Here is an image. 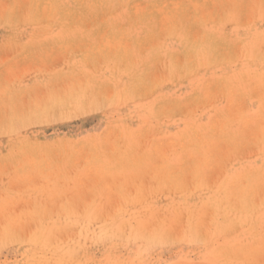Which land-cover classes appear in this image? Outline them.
I'll return each mask as SVG.
<instances>
[{
    "label": "rangeland",
    "instance_id": "rangeland-1",
    "mask_svg": "<svg viewBox=\"0 0 264 264\" xmlns=\"http://www.w3.org/2000/svg\"><path fill=\"white\" fill-rule=\"evenodd\" d=\"M192 1L48 0L47 8L43 0H14V2L0 0V12H4L0 13V89H2L0 96L5 98L2 100L0 97V159H2L0 160V194L2 195H0V209H2L0 230L4 226L3 229L9 231L4 240L0 239V264H132L130 259L137 252L135 244L121 241L124 236H119L115 232L114 235L112 233L109 235L111 241L108 244L105 232L98 228L100 223H92L83 237H75L73 234L74 237L72 236L70 241L69 235L55 236L59 226L75 228L79 218L77 216L81 215L79 213L84 209V211H96L97 216L102 217V212L118 210V207L122 212L132 213L136 217L152 214L154 220L148 221L147 229L154 227L157 218L164 215L172 218L166 221L168 229L178 228L179 223L183 224L187 220L188 214L198 210L193 214L198 217L194 220L198 229L202 232L211 229L213 241L211 246L206 248L199 242L189 244L169 240L163 241V244L149 245L151 249L146 257L151 261L159 260L163 264H169V260L182 259L183 263L179 264H194L210 258L216 263L218 261L217 264H264V245L262 246V243L264 244V143L257 144L262 133L255 131L256 127L260 129L259 118L264 112V0ZM243 1L247 9L244 8ZM40 2L42 6L38 11L43 21L40 19L42 22L33 25L24 21L26 14L34 11ZM235 2L236 4H233ZM222 3L226 5L223 6ZM247 5H250V8ZM219 6L220 8L222 6L221 11ZM208 8L211 10L209 14L211 16L208 15L210 13ZM243 8L244 11L249 12V15L246 11H242ZM213 10L215 16L212 15ZM200 12L203 13L204 20L202 14L199 15ZM213 16L216 17L214 20ZM189 17L197 21L191 19L189 21ZM246 18L250 19V22L246 21ZM241 20L245 24H242ZM32 21H35L33 17ZM199 30L201 31L198 32ZM203 38L214 41L215 54L210 50L208 54L205 51H198L197 44ZM222 45L223 48H220L219 46ZM233 48L236 53L233 52ZM161 51L169 54L167 58L165 57V64ZM176 57H179V60ZM167 59L174 65L171 74L165 68ZM61 71L63 74L60 73ZM51 74L53 77L49 76ZM56 74L57 79L54 78ZM58 74L63 79L58 77ZM50 78L53 79L52 82L48 81L51 80ZM207 80H209L208 84ZM9 81L10 91L5 84ZM50 83L54 84L53 87ZM3 84L7 86L6 89H3ZM50 86L54 91L58 88L62 98L68 95L81 96L84 101L75 108L72 104L61 105V97L57 92H52ZM40 87L43 93L39 90ZM16 88L17 92L14 90ZM210 91L212 93H209ZM228 92H231V98ZM253 92L256 97L251 96ZM34 93H37V101L40 100L39 93L43 94L40 95L44 98V100L41 98L42 104L39 102L37 104L36 101L34 105V95H36ZM109 94L114 95L110 101L106 97ZM46 100L50 109L45 111L47 114L42 111ZM227 102H231L229 107ZM244 103L246 104L243 108ZM10 105L13 106L12 110ZM15 105L16 109H14ZM38 105L43 106L39 109ZM236 106L240 109L235 108ZM53 107H56L57 112H54ZM20 113V117L17 116ZM30 113L32 117H29ZM23 114H26V117ZM13 116L14 119L11 118ZM20 118L27 123L24 121L22 124ZM209 120L216 122L214 124L210 121L214 124L210 126L207 125ZM212 126L217 128L213 127V130ZM241 126L243 131L239 128ZM248 130L260 135L257 136L256 133L251 138ZM172 138L175 143L171 142ZM254 138L256 139L251 140ZM160 141L166 148L163 146L161 149ZM159 148L160 151H164L163 154L162 151L159 152ZM88 149L94 150L92 153L94 158L97 157L95 160ZM221 152L225 156H222ZM82 154L85 156L83 157ZM87 155H91V159ZM215 157L220 159L216 158V160ZM4 160L8 162L4 163ZM81 161L84 162L83 166ZM188 162L192 165L189 164V168L191 166L192 169H185L188 168L186 166ZM163 163L174 171L175 177L165 179L161 176L164 171ZM219 165L222 167L219 168ZM87 169L89 172L86 174ZM214 169H220L218 173L221 174H216L218 170ZM185 170H192L193 173L188 172V175ZM208 173L211 177L214 174L213 178L209 179ZM89 174H92L93 179L91 175L88 178ZM222 177L228 187L224 192L217 193L216 188ZM94 179V184L98 183L97 187L93 184ZM25 185L27 188L24 187ZM186 187H192V190L189 188L187 192ZM19 188L22 190L20 191ZM77 191L79 192L76 193ZM93 193H96V196ZM115 193L119 196L123 207L117 205L116 200L119 198L116 199ZM111 195L115 197L114 200ZM111 200L116 201L113 202L115 206ZM81 201H84V205L88 204L87 209L82 203L83 206L79 205L80 209L78 208ZM55 202L59 203L55 204ZM227 205L233 209V212L228 213L227 220H224ZM15 206L16 210H21L17 211L20 212L19 214H28L25 215L26 220L16 213ZM26 208V211L30 209L32 214L24 211ZM206 209L215 211L213 218V211L209 210L212 213L208 215ZM62 211L71 214L60 215L58 212ZM4 217L8 222H4ZM18 222L21 223L22 230ZM100 222L105 223L102 219ZM35 224L49 225L48 230L54 232L48 236V247L40 243L34 246L30 242L36 239L30 238L37 229ZM233 226H236V229ZM234 229L237 231L235 232ZM19 235H22L21 238L27 236L26 239L24 238L25 241L18 240ZM217 246L219 248L216 249ZM228 250L233 256L230 252L225 253ZM55 251L60 252V260H57ZM65 251L68 253L66 254ZM244 256L245 259L249 258V261L246 262L242 258ZM223 258L224 262H222Z\"/></svg>",
    "mask_w": 264,
    "mask_h": 264
},
{
    "label": "bare ground",
    "instance_id": "bare-ground-1",
    "mask_svg": "<svg viewBox=\"0 0 264 264\" xmlns=\"http://www.w3.org/2000/svg\"><path fill=\"white\" fill-rule=\"evenodd\" d=\"M39 1H41V0H39ZM194 1V0H193ZM192 1V2H193ZM222 2H223V0H221ZM229 1H231V0H229ZM10 2V1H9ZM13 2H14V0H13ZM43 2H44V4L46 5V7L48 8V0H43ZM200 2H202V1H200ZM205 2V1H204ZM208 2V1H207ZM217 2H218V0H217ZM234 2V1H233ZM236 2H237V0H236ZM236 2L235 3H233V4H236ZM215 3H216V1H215ZM220 3V2H219ZM226 3V2H225ZM239 3H241V2H239ZM243 4H244V1L242 2ZM241 3V4H242ZM31 4H33V3H31ZM43 4V3H42ZM222 4H224V3H222ZM229 4V3H228ZM242 4V5H243ZM7 5H9V4H7ZM206 5V4H205ZM208 5H209V3H208ZM215 5V4H214ZM226 4H224L223 6H225ZM251 5V4H250ZM250 5H247L248 7L250 6ZM41 2L39 3V5H36V9H34V11H32V12H30V13H27L26 14V16L23 18V20L24 21H26V22H30V23H32V25H33V23H38L39 21H41L42 19L39 17V14H40V12L38 11L40 8H41ZM229 6H230V4H229ZM241 6V5H240ZM5 7V6H4ZM4 7H2V9L4 8ZM45 7V8H46ZM210 9H211V7H210V5L208 6ZM214 7V6H213ZM12 8V7H11ZM46 8V9H47ZM208 8V11L210 10ZM218 8V7H217ZM217 8H216V10H217ZM238 8H239V5H238ZM244 8H246L247 9V7H246V5L244 4ZM244 8H243V10L242 11H244ZM250 8V7H249ZM8 9V8H7ZM26 9V8H25ZM220 9H222V6H221V8H220V6H219V11H221ZM225 9H226V7H225ZM4 10H5V8H4ZM18 10H20V9H18ZM204 10V9H203ZM240 10H241V8H240ZM253 10H255V9H253ZM194 11V10H193ZM206 11V10H205ZM246 12H247V10H245ZM244 11V12H245ZM19 12V11H18ZM190 12V11H189ZM203 12V11H202ZM210 13H208V15L209 14H211V10L209 11ZM213 14L212 15H214L215 16V11L213 10ZM0 13H4V12H0ZM16 13V12H15ZM193 13V12H192ZM219 13H221V12H219ZM35 14V15H34ZM45 14H46V12H45ZM44 14V15H45ZM47 14H49L48 13V10H47ZM194 14V13H193ZM196 14V13H195ZM202 14V15H201ZM206 14V13H205ZM247 14L249 15V12H247ZM253 14H254V12H253ZM16 15H18V14H16ZM34 15V16H33ZM44 15L42 16V17H44ZM184 15V14H183ZM189 15H190V13H189ZM199 15H201V16H203V13H199ZM207 15V16H208ZM244 15V14H243ZM185 16V15H184ZM193 16V15H192ZM209 16H211V15H209ZM213 16V17H214ZM220 16V15H219ZM245 16V15H244ZM16 17V16H15ZM18 18H19V16H17ZM32 17H33V20H35V21H32ZM218 17V16H217ZM221 17V16H220ZM255 17V16H254ZM192 18H194V16L192 17ZM192 18H188L189 19V21H190V19L192 20V21H195L194 19H192ZM211 18V17H210ZM210 18H208L207 20L209 21V19ZM216 17H214L213 18V20L215 19ZM247 18H248V16H247ZM246 18V21L247 20H249L248 22H250V19H247ZM15 19V18H14ZM13 19V20H14ZM20 19V18H19ZM41 19V20H40ZM205 19V17L203 16V20ZM243 20H244V18H243ZM243 20H241V22L243 21ZM11 21H12V19H11ZM43 21V20H42ZM41 21V22H42ZM47 21V23H48V20H46ZM197 21V20H196ZM14 22H15V20H14ZM17 22V21H16ZM52 22V21H51ZM17 23H19V22H17ZM44 23V22H43ZM182 23V22H181ZM21 24V23H20ZM242 24H245V22L243 21V23ZM13 25V24H12ZM19 25V24H18ZM190 25V24H189ZM188 25V26H189ZM193 25V24H192ZM228 26V25H227ZM196 27V26H195ZM7 28V27H6ZM18 28V27H17ZM199 29V28H198ZM197 29V30H198ZM18 30V29H17ZM47 30V29H46ZM196 30V31H197ZM13 31V30H12ZM14 31H16V29L14 30ZM195 31V30H194ZM201 30H199L198 32H200ZM2 32H4L3 30H2ZM8 33V32H7ZM196 33V32H195ZM194 33V34H195ZM199 34V33H198ZM204 34V33H203ZM195 36V35H194ZM193 39H195V38H193ZM196 40V39H195ZM217 40V39H216ZM192 41H194V40H192ZM197 42V41H196ZM216 43H217V41H216ZM184 46V45H183ZM186 47V46H185ZM197 47H198V51H205L207 54L208 53H210V51H211V53L212 54H215V50H216V47H215V44H214V41L212 40V39H205V38H203V39H200V41L198 42V44H197ZM220 48L222 47L223 48V45L222 46H219ZM179 49V48H178ZM225 49V48H224ZM224 49L222 50V51H224ZM210 50V51H209ZM232 50V49H231ZM228 51V50H227ZM235 50H234V48H233V52H234ZM162 52V60H163V63L165 64V57L167 58V56L169 55L167 52H163V51H161ZM176 52V51H175ZM233 52H232V54H233ZM237 51H235L234 53H236ZM189 53H190V51H189ZM223 53V52H222ZM171 54H172V51H171ZM224 54V53H223ZM182 55V54H181ZM221 55V54H220ZM234 55V54H233ZM177 56V55H176ZM178 56H180V55H178ZM190 56H191V54H190ZM225 56V55H224ZM258 56V55H257ZM216 57V56H215ZM220 57V56H219ZM230 58L232 57V56H229ZM228 57V60L230 59ZM177 58V57H176ZM179 58V57H178ZM177 58V59H178ZM155 59V58H154ZM175 59V58H174ZM190 60L192 59V57L191 58H189ZM226 59V58H225ZM261 58H259V60H260ZM179 60V59H178ZM177 60V61H178ZM227 60V59H226ZM155 61H156V59H155ZM174 61H176V60H174ZM176 61V62H177ZM182 61V60H181ZM179 62V61H178ZM229 62H231V61H229ZM192 63V62H191ZM214 63V62H213ZM176 65H178L177 63H176ZM180 65V64H179ZM192 65H193V63H192ZM166 66L167 67H165V68H167V70L169 71V73H170V71L172 70V67H174V65L172 64V63H170L169 61H168V59H167V63H166ZM17 71V70H16ZM25 71V70H24ZM58 71V70H57ZM19 72H20V70H19ZM59 72V71H58ZM21 73V72H20ZM57 73V72H56ZM61 74H63V72L61 71L60 72ZM193 73H194V71H193ZM16 74V73H15ZM55 74V73H54ZM171 74V73H170ZM187 74V73H186ZM53 74H51V75H49V76H51V77H53L52 76ZM59 75V74H58ZM12 76V75H11ZM18 76V75H17ZM57 74L55 75V77L54 78H56L57 79ZM186 76V75H185ZM58 77H61L60 75L58 76ZM12 78V77H11ZM7 79V78H6ZM13 79H15V78H13ZM51 79V78H50ZM55 79V80H56ZM61 79H63V77H61ZM61 79H60V81H61ZM16 80H18L17 78H16ZM1 81V80H0ZM3 81V80H2ZM19 81V80H18ZM24 81V80H23ZM33 81V80H32ZM48 81H50V82H52L53 81V79H51V80H48ZM57 81H59V79L57 80ZM56 81V82H57ZM208 81L209 80H207V84H208ZM20 82V81H19ZM34 82V81H33ZM32 82V83H33ZM55 82V81H54ZM53 82V83H54ZM222 82V81H221ZM220 82V83H221ZM16 83V82H15ZM22 83V82H21ZM58 83V82H57ZM205 83H206V80H205ZM5 84H10V81L8 82V83H5ZM14 84V83H13ZM12 84V85H13ZM30 84V83H29ZM51 84V83H50ZM251 84H253V85H255L256 83H251ZM4 85V84H3ZM15 85V84H14ZM13 85V86H14ZM31 85V84H30ZM52 85H54V84H51V86ZM205 85V87H206V84H204ZM203 85V86H204ZM2 86V85H1ZM5 86L6 85H4V88H3V86H2V88L3 89H6L5 88ZM39 86V85H38ZM51 86L49 87L50 89H51ZM56 86H57V84H56ZM55 86V87H56ZM7 87V86H6ZM11 87V86H10ZM53 87V86H52ZM221 87L222 86H220L219 88L221 89ZM1 88V87H0ZM20 88V87H19ZM204 88V87H203ZM213 88H215V86H213ZM23 88L21 87V90H22ZM55 89H57V91L55 90L54 91V89L52 90V92L54 91V92H60V91H58V88H55ZM205 89V88H204ZM252 89V88H251ZM0 90H2V89H0ZM8 90L10 91V89H9V85H8ZM7 90V91H8ZM12 90V89H11ZM15 91L17 90V88L16 89H14ZM39 90H41V87L39 88ZM38 90V91H39ZM43 90V89H42ZM41 90V91H42ZM3 91H5V90H3ZM6 91V92H7ZM27 91V90H26ZM37 91V90H36ZM214 91V90H213ZM228 91H230V90H228ZM231 91H232V89H231ZM254 91V90H253ZM256 91V90H255ZM17 92V91H16ZM28 92H30V91H28ZM40 92V91H39ZM216 92V91H215ZM214 92V93H215ZM257 92V91H256ZM5 93V92H4ZM11 93H12V91H11ZM11 93H9V94H11ZM19 93V92H18ZM25 94H26V92H24ZM31 93V92H30ZM41 93V92H40ZM39 93V97L38 98H40V100L39 101H37L36 100V97H37V93H34V94H36V95H34L35 96V102H34V99H32L33 100V102L35 103L34 105H36V101H37V104H38V102L39 103H41V98L42 97H40V94ZM42 93H43V91H42ZM203 93H205V92H203ZM209 93H212L211 91L209 92ZM229 94H230V98H231V92H228ZM32 94V93H31ZM66 94V93H65ZM64 94V95H65ZM80 94H83V93H80ZM206 94V93H205ZM208 94V93H207ZM0 95H1V93H0ZM3 95V94H2ZM6 95V94H5ZM4 95V96H5ZM18 95V94H17ZM27 95H29V94H27ZM43 95V94H42ZM41 95V96H42ZM52 95V94H51ZM58 95H59V93H58ZM76 95V94H75ZM7 96H9V95H7ZM6 96V98H8ZM11 96H13V95H11ZM10 96V97H11ZM31 96V95H30ZM45 96V95H44ZM60 96V95H59ZM66 96V95H65ZM64 96V97H65ZM114 95L112 94H109V95H106V97H108V100L110 101L111 99H112V97H113ZM201 96V95H200ZM238 96V95H237ZM251 96H254V92H253V95H251ZM1 97V96H0ZM15 97V96H14ZM16 97H18V96H16ZM23 97V96H22ZM21 97V98H22ZM29 97V96H28ZM61 97V99H62V101H60V104L61 105H66V104H72L73 106L72 107H77V106H79L80 104H82V102L84 101V98L83 97H81V96H77V97H72V96H66L65 98H62L63 96H60ZM202 97H203V95H202ZM254 97H256V96H254ZM4 97H1V99L2 100H5V98L3 99ZM32 98V96L30 97V99ZM56 98V97H55ZM190 98V97H189ZM193 98H194V95H193ZM210 98V97H209ZM209 98H207V101H208V99ZM230 98H229V100H230ZM237 98V97H236ZM10 99H12V98H10ZM13 99H15V98H13ZM19 99V98H18ZM43 100H44V98H42ZM188 99V98H187ZM240 99V98H239ZM17 100V99H16ZM20 100H22V99H20ZM31 100V101H32ZM51 100H52V97H51ZM194 100V99H193ZM205 100V99H204ZM228 100V99H227ZM228 100V101H229ZM240 100H242V99H240ZM239 100V101H240ZM175 101V100H174ZM203 101V100H202ZM236 101V100H235ZM238 100L236 101V102H239ZM11 102V101H10ZM12 102H14V101H12ZM45 102V101H44ZM55 102V101H54ZM58 101H56L55 103H57ZM166 102V101H165ZM170 102V104H171V101H169ZM212 102V101H211ZM241 102V101H240ZM246 102V101H245ZM19 103V102H18ZM22 103V102H21ZM30 103V102H29ZM51 103V102H50ZM196 103V102H195ZM203 103H204V101H203ZM228 103V102H227ZM231 103V102H230ZM230 103H228V107H229V105H230ZM42 104V103H41ZM197 104V103H196ZM235 104H237L238 105V103H235ZM242 104V103H241ZM246 103H244L243 104V108H244V105H245ZM13 105V104H12ZM12 105H10L11 107H10V109L13 107ZM20 105V104H19ZM56 105V104H55ZM54 105V106H55ZM172 105H173V103H172ZM203 105V104H202ZM227 105V104H226ZM233 105V104H232ZM232 105H231V107H232ZM41 107L43 106V105H40ZM39 105H38V108L40 107ZM201 106V105H200ZM234 106V105H233ZM239 106H241V105H239ZM239 106L237 107H235V108H239ZM28 107H30V106H28ZM35 107V106H34ZM66 107V106H65ZM228 107H227V109L226 110H228ZM27 108V107H26ZM36 108V107H35ZM54 109H55V111H54V109H53V111L54 112H57L56 110V107H53ZM70 109H71V105H70V107H69ZM74 108H72V109H74ZM174 108H176L175 106H174ZM235 108H233V109H235ZM14 109H16V105H15V107H14ZM30 109V108H29ZM31 109H32V105H31ZM34 109V108H33ZM32 109V110H33ZM40 109V108H39ZM49 108H48V100H46V103H45V105H44V107H42V111L44 110V113H46L45 111H47ZM67 109H68V106H67ZM69 109V110H70ZM240 109V108H239ZM12 110V109H11ZM10 110V111H11ZM22 110V109H21ZM32 110H29V111H32ZM50 110V109H49ZM241 110H242V107H241ZM240 110V111H241ZM9 111V112H10ZM18 111H20V110H18ZM24 111H25V109H24ZM231 111H235V110H232L231 109ZM239 111V110H238ZM12 112V111H11ZM10 112V114L11 115H13L12 113ZM26 112V111H25ZM34 112V111H33ZM37 112H38V109H37ZM54 112H53V116H54ZM181 112V111H180ZM183 112V111H182ZM14 114H15V112H13ZM21 113H22V111H21ZM21 113L19 114V115H17V116H19L20 117V115H21ZM27 113V112H26ZM44 113H42V114H44ZM50 113V112H49ZM64 113H65V110H64ZM10 114H8V115H10ZM17 114H18V112H17ZM41 114V115H42ZM47 114V113H46ZM62 114V113H61ZM10 115V116H11ZM24 115V114H23ZM26 115V114H25ZM24 115V117H26ZM37 115H38V113H37ZM37 115H35L34 114V116H36V118H37ZM175 115H177V114H175ZM174 115V116H175ZM229 115H230V113H229ZM10 116H9V118H10ZM15 116V115H14ZM14 116L13 117H11L12 119H14ZM31 116V113L29 114V117ZM33 116V115H32ZM31 116V117H32ZM216 116V115H215ZM231 116V115H230ZM40 117H42V116H40ZM47 117V116H46ZM181 117V116H180ZM234 117V116H233ZM4 118V117H3ZM34 118V117H33ZM32 118V119H33ZM213 118V117H212ZM211 118V119H212ZM236 118V117H235ZM2 119V118H1ZM11 119V120H12ZM214 119V118H213ZM215 119H218V118H215ZM260 121H261V124L259 125V127H260V129L259 128H257L256 127V129H255V131H261V133H262V136H261V138H260V140H259V142L257 143V144H262V143H264V112H263V115L262 116H260ZM17 119L15 118V121H16ZM19 120V119H18ZM20 120H21V118H20ZM27 120H29V118L27 119ZM35 120V119H34ZM38 120H39V117H38ZM47 120V119H46ZM14 121V120H13ZM23 123L22 124H24V121L25 120H21ZM30 121H31V119H30ZM43 121V120H42ZM210 121L211 120H209V123H210ZM245 121H246V119H245ZM17 122H19V121H17ZM26 122V121H25ZM212 123H214L215 124V122L216 121H211ZM20 123V122H19ZM27 123V122H26ZM34 123V122H33ZM37 123V122H36ZM49 123V122H48ZM207 124V125H214V124ZM243 123V122H242ZM8 124V123H7ZM6 124V126H8ZM12 124V123H11ZM217 124V123H216ZM222 124V123H221ZM220 124V125H221ZM241 124V123H240ZM31 125H32V123H31ZM219 125V124H218ZM2 126H4V125H1V127ZM13 126V125H12ZM180 126V125H179ZM258 126V125H257ZM5 127V126H4ZM23 127H25L26 128V126H23ZM22 127V128H23ZM217 128V127H215V126H212L211 127V129H213L214 130V128ZM241 130H242V126L241 127H239ZM253 128V127H252ZM3 129V128H2ZM5 129V128H4ZM220 129H221V127H220ZM7 130V129H6ZM115 130V129H114ZM254 130V129H253ZM2 131V130H1ZM8 131V130H7ZM20 131H22V130H20ZM117 131V130H116ZM215 131H216V129H215ZM243 131V130H242ZM249 131V130H248ZM248 131H246V133H248ZM252 131V130H251ZM249 131L250 132V135L252 136L251 138H253L254 137V135L257 133V132H255V131ZM263 131V132H262ZM253 132H254V134H253ZM216 134H217V132H215ZM253 135H252V134ZM260 133V132H259ZM193 134V133H192ZM245 134V133H244ZM249 134V133H248ZM212 135H214V132H213V134ZM260 135V134H259ZM258 135V133H257V136H259ZM194 136H196V135H194ZM247 136H249V135H247ZM246 136V137H247ZM7 137V136H6ZM250 137V136H249ZM195 138V137H194ZM199 138V137H198ZM222 138H223V136H222ZM241 138V137H240ZM257 138V137H256ZM256 138H254V139H251V140H255ZM200 139V138H199ZM19 140V139H18ZM110 140V139H109ZM169 140H171V139H169ZM182 140V139H181ZM222 140H224V138L222 139ZM120 141H121V139H120ZM119 141V142H120ZM161 141H163V140H161ZM160 141V143H162ZM172 141H174L173 140V138H172V140H171V142ZM180 141V140H179ZM249 141V138H248V140H247V142ZM258 141V140H257ZM20 142H22L21 140H20ZM118 142V143H119ZM170 142V143H171ZM174 143H175V141H174ZM256 143V142H255ZM22 144V143H21ZM28 144V143H27ZM171 144H173V143H171ZM250 144V143H249ZM30 145H31V143H30ZM114 145V144H113ZM139 145H140V142H139ZM162 147H161V149L163 148V146H164V148H166L165 147V145H163V143L162 144H160ZM182 145V143H180V146ZM194 145V144H193ZM21 146V145H20ZM86 146H87V144H86ZM141 146H142V144H141ZM174 146V145H173ZM213 146V145H212ZM222 146V145H221ZM227 146V145H226ZM22 147H24V146H22ZM119 147V146H118ZM132 147V146H131ZM223 147H224V145H223ZM243 147H244V145H243ZM26 149V151H27V147H25ZM83 148H85L84 146H83ZM91 148V147H90ZM89 148V149H90ZM154 148H155V146H154ZM206 148V147H205ZM212 148V147H211ZM230 148H232L231 146H230ZM230 148H228V149H230ZM248 148H250V147H248ZM86 149V148H85ZM88 149V150H89ZM112 149H113V147H112ZM139 149V148H138ZM251 149H252V147H251ZM254 149V148H253ZM25 150H24V152H25ZM29 150V149H28ZM40 150H42V147L40 148ZM84 150V149H83ZM154 150V149H153ZM159 150V152H161L160 151V148L158 149ZM166 150V149H165ZM178 150V149H177ZM187 150V149H186ZM194 150V149H193ZM226 150H227V148H226ZM17 151V150H16ZM30 151V150H29ZM45 151V150H44ZM85 151V150H84ZM84 151H83V153H84ZM89 151H91V150H89ZM94 151V150H93ZM93 151H91V153L93 152ZM117 151V150H116ZM217 151V150H216ZM221 151V150H220ZM228 151V150H227ZM245 151V150H244ZM243 151V152H244ZM31 152V151H30ZM35 152H37V151H35ZM88 152V151H87ZM87 152H86V154H87ZM113 152V151H112ZM118 152H120V151H118ZM217 152H219V151H217ZM27 153H29L28 151H27ZM90 152H89V154H91ZM94 153H96V152H94ZM130 153V152H129ZM128 153V154H129ZM164 153V151H162L161 152V154H163ZM223 152H221V154H222ZM2 154V153H1ZM32 154V153H31ZM46 154H47V152H46ZM111 154V153H110ZM249 154H250V151H249ZM253 154V153H252ZM3 155V154H2ZM92 155V156H91ZM90 156L92 157V158H94L93 157V153L91 154ZM95 155V154H94ZM224 154H222V156H223ZM245 155H246V153H245ZM18 156V155H17ZM16 156V157H17ZM30 156H32V155H30ZM34 156V155H33ZM36 156V155H35ZM34 156V157H35ZM82 156L84 157L85 156V154L83 155L82 154ZM87 156H89V155H87ZM89 156V157H90ZM111 157H112V154L110 155ZM217 156V155H216ZM225 156V155H224ZM230 156V155H229ZM251 156V155H250ZM88 157V158H89ZM91 157H90V159H91ZM108 157V156H107ZM110 157V158H111ZM161 157V156H160ZM256 157V156H255ZM13 158H14V160L16 159L15 157H14V155H13ZM13 158H12V161H13ZM21 158V157H20ZM23 158V157H22ZM82 158V157H81ZM88 158H85V159H88ZM95 158H97V157H95ZM95 158H94V160H95ZM113 158V157H112ZM197 158H199V157H197ZM220 159V158H218V157H215V159ZM249 158V157H248ZM17 159H19V158H17ZM37 159V158H36ZM39 159V158H38ZM83 159V158H82ZM82 159H80V160H82ZM89 159V160H90ZM162 159V158H161ZM181 159H182V154H181ZM214 159V160H215ZM216 159V160H217ZM0 160H2V159H0ZM35 160V159H34ZM79 160V161H80ZM93 160V161H94ZM98 161H99V159H97ZM200 160V159H199ZM207 160H208V158H207ZM5 162L4 163H6V162H8V161H6V160H4ZM11 161V162H12ZM19 161H20V159H19ZM37 161V160H36ZM84 161V160H83ZM123 161V160H122ZM160 161V160H159ZM185 161V160H184ZM201 161V160H200ZM82 162V161H81ZM90 162L92 163V161L90 160ZM102 162V161H101ZM163 162V161H162ZM190 162V161H189ZM188 162V164H186V166H188V168L186 167H184L185 169H192V165L190 164ZM2 163V162H1ZM9 163H10V161H9ZM31 163H33V162H31ZM36 163V162H35ZM83 163L84 162H82V164H81V166H83ZM89 163V162H88ZM109 163V162H108ZM79 164V163H78ZM95 164V163H94ZM164 164V163H163ZM184 164H185V162H184ZM189 164L191 165L190 166V168H189ZM195 164H197V163H195ZM221 164V163H220ZM258 164V163H257ZM19 165H21V164H19ZM80 165V164H79ZM105 165V164H104ZM111 165V164H110ZM118 165V164H117ZM116 164H115V166H117ZM194 165V164H193ZM2 166V165H1ZM17 166H18V164H17ZM80 166V167H81ZM115 166H114V168H115ZM220 167L219 168H221L222 166L221 165H219ZM74 167V166H73ZM79 167V166H78ZM112 167V166H111ZM194 167V166H193ZM210 167V166H209ZM227 167V166H226ZM225 167V168H226ZM19 167H17V169H18ZM82 168V167H81ZM88 168V167H87ZM89 168H90V166H89ZM163 168H164V171H163V174L161 175L162 177H164L165 179H168V178H171V176H173V173H174V171L173 170H171L170 168H168L167 166H166V164H164L163 165ZM195 168V167H194ZM216 168H218V167H216ZM17 169L15 168V171H17ZM96 169V168H95ZM224 168H222V170H223ZM252 169V168H251ZM20 170V169H19ZM78 170H80V169H78ZM77 170V171H78ZM88 170V169H87ZM91 170V169H90ZM188 170H185V173H193L192 172V170L191 171H188ZM194 170V169H193ZM214 170H216V169H214ZM218 170V169H217ZM216 170V171H217ZM245 170V169H244ZM195 171V170H194ZM19 172V171H18ZM87 172H89V170L88 171H86V174H87ZM94 172H96V171H94ZM155 172V171H154ZM215 172V171H214ZM213 172V173H214ZM218 172H220V169L217 171V173L216 174H221V173H218ZM72 173V172H71ZM93 173V172H92ZM179 173V172H178ZM189 173H188V175H189ZM222 173H223V171H222ZM85 174V175H86ZM209 174L210 173H208V176H209ZM72 175V174H71ZM70 175V176H71ZM92 176V174H89L88 175V178H89V176ZM158 175V174H157ZM187 175V174H186ZM187 175V177L189 178V176ZM214 175V174H213ZM213 175H212V177L211 176H209V179H211V178H213ZM254 175V174H253ZM20 176V175H19ZM59 176H61L60 174H59ZM154 176V175H153ZM193 176V175H192ZM191 176V177H192ZM81 177V176H80ZM85 177V176H84ZM96 177H98V176H96ZM99 177H101V176H99ZM173 177H175V176H173ZM172 177V178H173ZM190 177V178H191ZM86 179H88L87 178V176L85 177ZM92 179H93V176L91 177ZM160 179H161V177H160ZM175 179V178H174ZM216 179V178H215ZM215 179H212V181L213 180H215ZM218 179L219 178H217V181H218ZM244 179V178H243ZM22 180H23V177H22ZM79 181H81L80 179H78ZM182 180H184V179H182ZM191 180V179H190ZM198 180V179H197ZM27 181V180H26ZM29 181H30V179H29ZM28 181V182H29ZM83 181H84V179H83ZM93 181V184H94V181H95V179L94 180H92ZM160 181V180H159ZM158 181V182H159ZM174 181V180H173ZM211 181V180H210ZM25 183V182H24ZM23 183V184H24ZM34 183V182H33ZM61 183H62V181H61ZM66 183V182H65ZM81 183V182H80ZM186 183H188V181L186 182ZM193 182L191 181V185H193L192 184ZM23 184L21 185V187H23ZM29 184V183H28ZM32 184V183H31ZM69 184V183H68ZM78 184H79V182H78ZM83 184H86V183H83ZM93 184H91L90 183V185H93ZM98 183H96V184H94L95 186L97 185ZM210 184H211V182H210ZM35 185H36V183H35ZM65 185V184H64ZM70 185V184H69ZM171 185V184H170ZM209 185V184H208ZM212 185V184H211ZM210 185V186H211ZM13 186V185H12ZM11 186V187H12ZM32 186V185H31ZM108 186H109V184H108ZM137 186V185H136ZM189 186V185H188ZM14 187V186H13ZM20 187V188H21ZM24 187H26V185L24 186ZM29 187V186H28ZM34 187V186H33ZM40 187H42V186H40ZM44 187V186H43ZM93 187V186H92ZM97 187V186H96ZM122 187V186H121ZM218 188H216V191H217V193H221V192H224L225 190H227V187H228V185H226L225 184V181H224V177H222L221 179H220V181L218 182V186H217ZM19 188V189H20ZM27 188V187H26ZM30 188H32V187H30ZM39 188V187H38ZM37 188V189H38ZM45 188V187H44ZM44 188H42V189H44ZM117 189H118V186L116 187ZM183 188V190H184V187H182ZM189 188H191V190H192V187H186V189H187V192H188V189ZM213 188V187H212ZM25 189V188H24ZM93 189V188H92ZM91 189V190H92ZM119 189H121V188H119ZM176 189V188H175ZM239 189H242V188H240L239 187ZM22 189H20V191H21ZM29 190V189H28ZM27 190V191H28ZM36 190V189H35ZM35 190H34V192H35ZM41 190V189H40ZM46 190V189H45ZM73 190V189H72ZM142 190H143V188H142ZM164 190V189H163ZM25 191V190H24ZM29 191H31V190H29ZM28 191V192H29ZM110 191V190H109ZM116 191V190H115ZM114 191V192H115ZM119 191V190H118ZM165 191V190H164ZM172 191V190H171ZM259 192H260V190H258ZM70 192V191H69ZM74 192V190L72 191V193ZM79 191H77L76 193H78ZM92 192H96V191H92ZM111 192V191H110ZM113 192V193H114ZM159 192V191H158ZM178 192V191H177ZM241 192V191H240ZM239 192V193H240ZM251 192V191H250ZM254 192H255V189H254ZM67 193V192H66ZM132 193H133V191H132ZM131 193V194H132ZM138 193V192H137ZM186 193V192H185ZM239 193L237 194V195H239ZM43 195H44V193H42ZM81 194V193H80ZM80 194H78V195H80ZM94 195L96 194V193H93ZM112 194V193H111ZM116 194V193H115ZM124 194V193H123ZM171 194V193H170ZM263 194H264V192H263ZM1 195V194H0ZM66 195V194H65ZM68 195H69V193H68ZM70 195H71V192H70ZM84 195V194H83ZM86 195V194H85ZM117 195V194H116ZM145 195V194H144ZM158 195V194H157ZM254 195V194H253ZM2 196V195H1ZM19 196V195H18ZM60 196H62V195H60ZM64 196V195H63ZM62 196V197H63ZM67 196V195H66ZM72 196V195H71ZM82 196V195H81ZM92 196V195H91ZM96 196V195H95ZM95 196H93V197H95ZM112 196V195H111ZM132 196V195H131ZM241 196V195H240ZM79 197V196H78ZM77 197V198H78ZM84 197V196H83ZM83 197H80V198H83ZM87 197V196H86ZM92 197V199L94 200V198ZM113 197V196H112ZM116 197V199H117V197L119 198V196L117 195V196H115ZM115 197H113L112 198V200H114V198ZM140 197V196H139ZM153 197H154V195H153ZM3 198V197H2ZM22 198V197H21ZM67 198V197H66ZM74 198V197H73ZM72 198V199H73ZM77 198H75L76 200H78ZM96 198V197H95ZM107 198V197H106ZM141 198V197H140ZM255 198V197H254ZM14 199H15V197H14ZM53 199V198H52ZM62 199H64V198H62ZM84 199V198H83ZM89 199V198H88ZM148 199H149V196H148ZM187 199V198H186ZM235 199H237V198H235ZM239 199H240V197H239ZM42 200V199H41ZM47 200H49V199H47ZM58 200V199H57ZM70 201H71V199H69ZM90 200V199H89ZM88 200V201H89ZM95 200H97V199H95ZM111 200V201H112ZM119 200V201H118ZM118 200H116L117 201V205L118 206H121L122 205V202H121V200H120V198L118 199ZM128 200V199H127ZM140 201H141V199H139ZM145 200V199H144ZM230 200V199H229ZM5 202H6V200H4ZM19 201H23V200H19ZM66 201H67V199H66ZM85 201H86V199H85ZM87 201V202H88ZM91 201V200H90ZM115 201V202H116ZM137 201V200H136ZM161 201H163V200H161ZM160 201V202H161ZM235 201V200H234ZM4 202V203H5ZM12 202H14L13 201V199H12ZM11 202V203H12ZM61 202H62V200H61ZM83 202L84 201H81L79 204H78V208L80 207L79 205H81V203L83 204ZM93 203H94V201H92ZM114 201H112V203H113ZM114 202V203H115ZM124 202V201H123ZM142 202V201H141ZM141 202H139L140 204H142ZM156 202H158V201H156ZM257 203H258V201H256ZM255 202V203H256ZM260 202H261V197H260ZM7 203H8V200H7ZM42 203V202H41ZM56 203H59V202H55V204ZM100 203V202H99ZM112 203H111V207H112ZM113 203V204H114ZM231 203V202H230ZM256 203V204H257ZM1 204V203H0ZM62 204V203H61ZM86 204V203H85ZM110 204V203H109ZM175 204V203H174ZM13 205V204H12ZM23 205H25V204H23ZM32 205V204H31ZM58 205V204H57ZM64 205V204H63ZM84 205V204H83ZM83 205H81V206H83ZM87 205L88 204H86V205H84L85 207H86V209L88 208L87 207ZM100 205V204H99ZM128 205V204H127ZM212 205V204H211ZM220 205H221V203H220ZM231 205H232V203H231ZM48 206V205H47ZM105 206V205H104ZM108 206V205H107ZM114 206H115V204H114ZM210 206V205H209ZM208 206V207H209ZM235 206H236V204H235ZM238 206V205H237ZM256 206V205H255ZM0 207H1V205H0ZM25 207V206H24ZM45 207V206H44ZM43 207V208H44ZM58 207V206H57ZM62 207V206H61ZM73 207V206H72ZM98 207V206H97ZM110 207V206H109ZM122 207H123V205H122ZM136 207V206H135ZM10 208V207H9ZM14 208V207H13ZM30 208H31V206H30ZM54 208V207H53ZM52 208V209H53ZM59 208V207H58ZM78 208H76V209H78ZM102 208H104V207H102ZM107 208V207H106ZM115 208V207H114ZM131 208V207H130ZM210 208H212L211 206H210ZM22 209V208H21ZM32 209H34V208H32ZM35 209H37V208H35ZM55 209V208H54ZM57 209V208H56ZM80 209V208H79ZM98 209V208H97ZM116 209V208H115ZM148 209H150V208H148ZM213 209V208H212ZM2 209H0V211H1ZM6 210V209H5ZM11 210V209H10ZM15 210H16V206H15ZM15 210H13L14 211V213H15ZM18 210H20V209H17L16 210V213H18L17 211ZM27 210V208L26 209H24V211H26ZM61 210V209H60ZM82 210V209H81ZM85 210V209H84ZM83 210V212L81 213H79V214H81V215H78L77 217H79V218H77V223H76V225H75V228H73V227H70V226H68V227H65V226H59L58 228H57V230L55 231V236H56V234H59V235H69L68 236V239H69V241L70 240H72V238L74 237V235H75V237L76 236H78V237H83V236H85L86 235V232H87V230H88V228H89V226H91V225H93L92 223H95V224H99L100 223V225L98 226V228H99V230L100 231H102V232H105V239H106V242H108V244H110V239H109V235H111V233H112V235H114V232L117 234V235H119V236H124L123 237V240H121V241H124V242H133L134 244H135V247H136V253L135 254H133L132 255V257H131V259H130V261L132 262V264H163V263H161V262H159V260H154V261H151L148 257H146V254H147V252H149V250L151 249V247L149 246V245H151V244H154V243H160V244H163V241H167V240H169V241H174V242H177V243H189V244H194V242H199L200 243V245H202L204 248H206V247H209V246H211V244H212V241H213V237H212V231H211V229L209 230V231H207L206 230V232H202L200 229H198L199 227L196 225V223H195V219H198V217L196 216V215H193L194 213H197V211H195V212H193V214H188L187 215V220L182 224H180L179 223V225H178V228L177 227H174L173 229H168V227H166L167 225H166V221L168 220V219H172L170 216H167V215H164L163 217H161L160 216V218H157V222L155 223V225H154V227H152L151 229H147L146 228V224L148 223V221L149 220H151V219H153V216H151L152 214H150V215H147V216H145L144 217V215L143 216H139V217H136V216H133V214L132 213H129V212H126V213H124V212H122V209L120 208L119 209V207H118V210H114V211H111L112 210V208H111V212H102V217H99V216H97V212L96 211H92V210H86V211H84ZM104 210V209H103ZM102 210V211H103ZM209 210H211V209H206V211H208L209 213H208V215L210 214V213H212V212H210ZM240 210H242V209H240ZM250 210V209H249ZM7 211V210H6ZM21 211V210H20ZM44 211V210H43ZM78 211H80V210H78ZM168 211V210H167ZM211 211H213V215H212V218H213V216L215 215V211L214 210H211ZM238 211V210H237ZM10 212V211H9ZM26 212H28L29 214H32V213H30V209H29V211H26ZM53 212H54V210H53ZM143 212V211H142ZM225 212H226V216L224 217V220H227V218H228V213H231V212H233V209L231 208V207H229L228 205H227V207H225ZM2 213H4V212H2ZM7 214H8V211L6 212ZM11 213V212H10ZM20 213V212H19ZM18 213V214H19ZM45 213V212H44ZM60 215L61 214H64L65 216H68V215H70L71 214V212H68V211H62V212H58ZM146 213L147 212H145V215H146ZM164 213V212H163ZM207 213V212H206ZM240 213H242V211H240ZM22 214V213H21ZM21 214H19V216L21 215ZM43 214V213H42ZM54 214V213H53ZM52 214V215H53ZM140 214V213H139ZM1 215V214H0ZM6 214H4V216H5ZM12 215H14V214H12ZM11 215V216H12ZM17 215V214H16ZM16 215H15V217H16ZM26 216H28V214H25ZM25 215H21L22 217H25V220H26V216ZM159 215V214H158ZM205 215V214H204ZM2 216V215H1ZM18 216V215H17ZM44 216V215H43ZM63 216V215H62ZM101 216V215H100ZM175 216V215H174ZM182 216V215H181ZM183 216H184V214H183ZM240 216V215H239ZM6 217H7V215H6ZM22 217H20V218H22ZM53 217V216H52ZM125 217V218H124ZM159 217V216H158ZM5 218V217H4ZM18 218V217H17ZM16 218V219H17ZM20 218H19V220H20ZM32 218V217H31ZM61 218V217H60ZM98 218H100L99 220H98ZM1 219V218H0ZM3 219V218H2ZM14 219V218H13ZM102 219V221L104 220L105 221V223L103 222V223H101L100 222V220ZM182 219H183V217H182ZM4 220V219H3ZM18 220V221H19ZM22 220V219H21ZM154 220V219H153ZM152 220V221H153ZM178 220H179V218H178ZM210 220V219H209ZM5 221H7L8 222V219L7 218H5V220H4V222ZM12 221V220H11ZM14 221H16L15 219H14ZM28 221H29V219H28ZM126 221V222H125ZM176 221V220H175ZM182 221V220H181ZM211 221H212V219H211ZM9 222H10V220H9ZM13 222V221H12ZM21 222V221H20ZM18 222L19 223V227L21 228V223H23V222ZM27 222V221H26ZM35 222V221H34ZM183 222V221H182ZM247 222V221H246ZM1 223H3L2 221H1ZM48 223V222H47ZM127 223V224H126ZM178 223V222H177ZM236 223V222H235ZM234 223V224H235ZM4 224V223H3ZM12 224V223H11ZM44 224H45V222H44ZM48 224H50V223H48ZM5 225V224H4ZM37 224H35V226H36ZM206 225H208L207 223H206ZM1 226V225H0ZM13 226V225H12ZM39 226V227H38ZM38 226H36V231H34V233H33V235L31 236V234L29 233V237L30 238H36V239H34V240H32V241H30L34 246H37V245H39V243H40V245H43V246H45V247H48V236H50V234H53L54 232L53 231H49L48 230V226L49 225H38ZM175 226V225H174ZM209 226V225H208ZM4 227V226H3ZM3 227H2V230H0V239L1 240H4L5 239V235H7V234H9V231H7L5 228L3 229ZM11 227V226H10ZM15 227V226H14ZM16 227H18V226H16ZM18 227V228H19ZM23 228V227H22ZM22 228H21V230H22ZM25 228V227H24ZM233 228H235L236 229V226L234 227L233 226ZM234 229V230H235ZM237 230H238V228H237ZM237 230H235V232L237 231ZM95 231V230H94ZM15 232H17V230H15ZM20 232V231H19ZM22 232V231H21ZM24 232H26V229H24ZM202 232V233H201ZM211 233V234H210ZM25 234H27V233H25ZM24 234V235H25ZM74 234V235H73ZM73 236V237H72ZM22 237V235H19V238H18V240L20 239V240H22L23 239V241H25L24 240V238L26 239V237L24 236V238H21ZM63 237H66V236H63ZM70 237V238H69ZM50 238V237H49ZM62 237H60V239H61ZM15 239H16V237H15ZM64 239V238H63ZM62 240V239H61ZM65 240V239H64ZM113 240V239H112ZM17 241V240H16ZM68 241V242H69ZM74 241V240H73ZM64 242V241H63ZM62 242V243H63ZM67 242V243H68ZM105 242V243H106ZM74 243V242H73ZM94 243V242H93ZM50 244V243H49ZM61 244V243H60ZM255 244V243H254ZM16 245H17V243H16ZM51 245V244H50ZM264 244L262 243V246H263ZM23 246V245H22ZM53 246H54V244H53ZM60 246H62V245H60ZM94 246V245H93ZM103 246V245H102ZM116 246V245H115ZM129 246V245H128ZM220 246V245H219ZM42 247V246H41ZM99 247H100V245H99ZM221 247H222V245H221ZM93 248H95V247H93ZM217 248H219L218 246L216 247V249ZM252 248V247H251ZM87 249V248H86ZM99 249V248H98ZM121 249V248H120ZM127 249V248H126ZM131 249V248H130ZM223 249V248H222ZM243 249V248H242ZM46 250V249H45ZM38 251H39V248H38ZM87 251V250H86ZM98 251H101V250H98ZM70 252V251H69ZM80 252H81V250H80ZM223 252V251H222ZM221 252V253H222ZM230 251L228 250L227 252L225 251V253L227 254V253H229ZM38 253V252H37ZM36 253V254H37ZM65 253L67 254L68 253V251H65ZM116 253V252H115ZM124 253H125V251H124ZM231 253V255H232V252H230ZM36 254L34 255V256H36ZM86 254H88L87 252H86ZM128 254V253H127ZM223 254V253H222ZM255 254V253H254ZM46 255H47V253H46ZM55 255H56V258H57V260H60L61 259V254H60V252L59 251H55ZM131 255V254H130ZM129 255V256H130ZM230 255V254H229ZM230 255V256H231ZM238 255V253L236 254V256ZM69 257H70V255H68ZM74 256V255H73ZM204 256V255H203ZM227 256V255H226ZM233 256V255H232ZM236 256L234 257V258H236ZM261 256V255H260ZM80 257V256H79ZM240 257H241V255H240ZM239 257V258H240ZM252 257V256H251ZM36 258V257H35ZM74 258V257H73ZM121 258V257H120ZM200 258V257H199ZM242 258H246L245 256L244 257H242ZM65 259V258H64ZM249 259V258H248ZM248 259H245L246 260V262L247 261H249ZM78 260V259H77ZM81 260V259H80ZM224 258H223V260H222V262H224ZM117 261V260H116ZM129 261V262H130ZM208 261H209V264H217L218 263V261H217V263H216V261H214V260H212V259H203V261H201V262H198V263H194V264H208ZM183 263V261H182V259H175V260H169V264H179V263ZM215 262V263H214ZM123 263V262H122ZM168 263V262H167ZM243 263H244V261H243ZM253 263H254V261H253ZM88 264V263H87ZM185 264V263H184ZM193 264V263H192ZM248 264V263H247Z\"/></svg>",
    "mask_w": 264,
    "mask_h": 264
}]
</instances>
